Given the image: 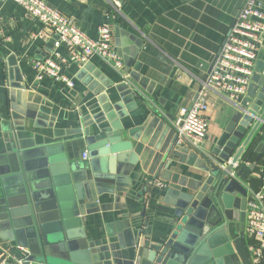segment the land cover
<instances>
[{
  "label": "crops",
  "instance_id": "obj_1",
  "mask_svg": "<svg viewBox=\"0 0 264 264\" xmlns=\"http://www.w3.org/2000/svg\"><path fill=\"white\" fill-rule=\"evenodd\" d=\"M44 1L92 38L97 37L99 26H111L113 48L123 65L115 68L98 56L79 65L71 52L54 46L51 30L17 3L0 0V154L13 133L31 142L35 136L40 139L55 133L52 140L62 141L68 161L81 164L86 154L84 130L95 134L98 126L108 125L103 114L117 104L114 113L122 116L120 140L131 144L127 154L135 159L132 164L127 158L123 161L125 173L114 179L105 177L107 188L99 200L104 210L82 217V230L87 240L98 246L105 243L107 256L114 249L123 257L128 237L146 240L150 235L153 240L167 231L171 200L198 182L202 155L223 137L235 104L244 99L242 95L233 101L211 91L202 114L207 132L201 150L177 142L172 120L180 107L193 102L247 0H125L121 5L115 0ZM133 35L142 40L140 46L130 38ZM56 55L66 60L62 72L73 80V86L48 76L37 78L31 60ZM257 60H264V34ZM130 91L134 95L122 100ZM256 151L260 159L247 175L253 190L262 183L264 136ZM255 156H250V163ZM21 208L13 180L0 179V257L8 244L1 234L12 219L23 221V215L13 214ZM75 225L69 229L72 239L81 230ZM136 230L141 232L136 234Z\"/></svg>",
  "mask_w": 264,
  "mask_h": 264
},
{
  "label": "water",
  "instance_id": "obj_2",
  "mask_svg": "<svg viewBox=\"0 0 264 264\" xmlns=\"http://www.w3.org/2000/svg\"><path fill=\"white\" fill-rule=\"evenodd\" d=\"M124 1L115 0L118 5ZM130 38L136 46L142 44L136 36ZM131 95L133 91L122 100ZM116 110L114 103L104 112L109 124L98 126L97 133L84 130L86 157L81 164L68 161L62 141L52 140L55 133L35 136L32 142L13 133L5 140L0 179H11L18 188L23 208L13 214L24 218L21 223L12 219L1 234L8 244L0 264H252L244 222L254 189L247 175L260 159L256 149L264 136V60L255 62L244 99L235 104L223 137L202 155L198 182L171 200L167 231L153 240L150 235L146 240L128 237L123 257L114 249L107 256L105 243L87 240L82 230V217L104 210L99 200L107 188L105 177L125 173L123 161L132 164L135 159L127 154L131 144L120 140L122 116ZM73 224L81 229L74 239L69 231ZM127 229L129 235L132 229Z\"/></svg>",
  "mask_w": 264,
  "mask_h": 264
},
{
  "label": "built area",
  "instance_id": "obj_3",
  "mask_svg": "<svg viewBox=\"0 0 264 264\" xmlns=\"http://www.w3.org/2000/svg\"><path fill=\"white\" fill-rule=\"evenodd\" d=\"M11 1L38 20L43 28L51 30L55 34L54 46L71 52L79 65L93 56H98L115 68L122 67L123 61L113 48L111 26H99L97 37L92 38L44 0ZM263 34L264 3L247 0L222 41L193 102L190 106L180 107L172 120L177 142L186 143L197 151L201 150L207 132V120L202 114L208 108L209 93L222 92L233 101L244 95L258 50L263 46ZM65 61L56 55L33 59L31 64L38 79L48 76L71 87L74 85L73 80L62 72ZM259 177L261 186L251 191L245 207L244 235L246 239L252 240L246 241L252 264H261L264 261V163L259 170Z\"/></svg>",
  "mask_w": 264,
  "mask_h": 264
}]
</instances>
